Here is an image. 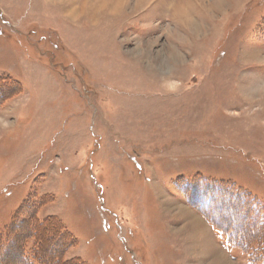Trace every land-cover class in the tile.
<instances>
[{
	"label": "rangeland",
	"instance_id": "obj_1",
	"mask_svg": "<svg viewBox=\"0 0 264 264\" xmlns=\"http://www.w3.org/2000/svg\"><path fill=\"white\" fill-rule=\"evenodd\" d=\"M213 220L264 233V0H0V264H250Z\"/></svg>",
	"mask_w": 264,
	"mask_h": 264
},
{
	"label": "trees",
	"instance_id": "obj_2",
	"mask_svg": "<svg viewBox=\"0 0 264 264\" xmlns=\"http://www.w3.org/2000/svg\"><path fill=\"white\" fill-rule=\"evenodd\" d=\"M205 193H208V192H204V198L202 197L203 202L207 198V194H205ZM200 195H201V193H200ZM195 197L197 198V196H195ZM208 198L211 199V197H209V196H208ZM244 198L245 197H241V199H244ZM247 200L249 201V199H247ZM247 200L245 199V200H241V201H245L247 203L248 202ZM203 202L199 201V204L202 205ZM248 204H250L251 206L249 207L250 211L247 215L250 217L258 215L260 208L258 206L259 204L257 203V201L253 202V200H251L248 202ZM213 221H211L213 227L216 228L217 231L223 235V237H225V240L227 241L229 246H231L233 248L242 249L244 252H247V254L249 252L248 258H249L250 264H264V233L261 234L259 228L256 229L255 235L253 237L251 236L250 239L248 240V242H245V240H244V242L242 243V240L244 238L243 235L239 236L235 232L229 231L228 227L223 228V226H221L220 228H218V224L215 221L214 222ZM34 240L36 241L35 238H34ZM253 240L256 241V246L252 245ZM69 248H70V246L67 245V243H66L64 250H62V252H61L62 257L60 260H58V257L57 258H52L51 256L48 257V253H49L48 250H43V249H41V246H40V248L38 246V252H39L40 256H35L33 254H32V256H27L24 252H22L20 257H19V263L18 264H58V263L59 264L60 263L66 264L67 261L63 260L64 259L63 255L65 254V252ZM11 252L12 251L10 250V253ZM3 255H6V253H3ZM250 256H251V258H250Z\"/></svg>",
	"mask_w": 264,
	"mask_h": 264
},
{
	"label": "bare ground",
	"instance_id": "obj_3",
	"mask_svg": "<svg viewBox=\"0 0 264 264\" xmlns=\"http://www.w3.org/2000/svg\"><path fill=\"white\" fill-rule=\"evenodd\" d=\"M120 1V0H119ZM143 1V0H142ZM180 11L178 12V15L177 16H183L184 18H183V22H184V24L187 26V27H192V24H191V22H190V19L189 18H187V15H185V13L182 11V9H179Z\"/></svg>",
	"mask_w": 264,
	"mask_h": 264
}]
</instances>
